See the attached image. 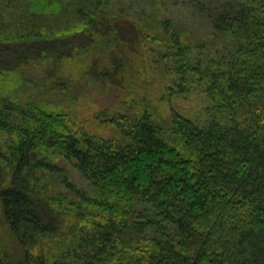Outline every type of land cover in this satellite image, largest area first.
<instances>
[{"label": "trees", "instance_id": "trees-1", "mask_svg": "<svg viewBox=\"0 0 264 264\" xmlns=\"http://www.w3.org/2000/svg\"><path fill=\"white\" fill-rule=\"evenodd\" d=\"M129 2L0 0V27L33 22L0 39V264H264V0H156L160 24ZM156 70L167 112L138 90ZM64 76L101 85L94 127Z\"/></svg>", "mask_w": 264, "mask_h": 264}, {"label": "rangeland", "instance_id": "rangeland-1", "mask_svg": "<svg viewBox=\"0 0 264 264\" xmlns=\"http://www.w3.org/2000/svg\"><path fill=\"white\" fill-rule=\"evenodd\" d=\"M124 2H126L127 0H123ZM133 2H129V3H137L138 9L140 8H146L147 15H149L150 17L152 16L151 14L154 13L156 18L155 22L159 21V24L162 22V4L156 2V0H132ZM38 2V0H34V3ZM33 3V4H34ZM6 5V3H4ZM32 3H18L17 1H13L12 3V7H10L9 9H3L2 11L4 12L3 16H13L10 15L9 16V12H11V10L16 11L14 9H17V12H21L25 13L23 15V17H27L26 13L31 11V6ZM27 6V7H25ZM127 6V5H126ZM25 7V9H24ZM24 9V11L22 12V10ZM121 10L123 11H128L126 9H123V6L121 7ZM36 14L37 17H40V13H38V10H36ZM182 12V11H180ZM21 14H14V17L16 19L21 18ZM161 16L160 18L158 16ZM167 15V14H166ZM30 17H28L25 20H18L14 23H16V26L12 25V23L10 22V20H6L1 24L0 27V39H4L6 38H10V40H16L19 42H23L25 41H30L32 40V36L29 35H25V32H21L20 28H26V25H23V23H30L33 24V22H31L29 20ZM7 19V18H5ZM147 19V18H144ZM23 22V23H22ZM35 23H37V18H35L34 20ZM154 22V21H153ZM13 23V24H14ZM158 25V24H157ZM158 30L159 27L154 28V34L155 36H157V39L159 38L158 36ZM155 45V44H154ZM146 55V54H145ZM75 65V63H74ZM144 69V68H142ZM32 75H34L35 78V82L39 83V73L37 71H31ZM28 74V73H27ZM30 75V74H28ZM65 80L61 81L62 84H65L64 86H66V90L67 91H63L60 97L57 96V103H59V105L62 106H68L67 108V112H72L73 114H75L74 118H73V122L74 121H79L80 123H82V125L84 127H86V124L88 126H95V122L93 120V113L94 111H100L107 103L104 100L106 98V96H99L98 93L102 92L101 89V85H91L90 81H87L88 83L84 82H78V81H74L71 83V79H66V76L63 77ZM138 78H139V88L138 90L141 91V93L143 95L146 96V98L148 99L149 104H152V106H156V110H159L160 112H167L168 111V104L166 102V92L164 89V86L167 87V84L169 83V78L164 76V73L161 70H156L155 72L152 73V75L150 74H146L143 77V72H139L138 73ZM74 79V78H73ZM144 79V80H143ZM143 80V82H142ZM51 80H49L50 82ZM11 83H9L10 85L12 84H16V82H13L10 80ZM49 84V83H48ZM22 87H18L16 88V91L18 92L17 94H21L23 93V90L20 89ZM49 88V87H48ZM47 89V88H45ZM39 90L40 89H36L34 91H32L33 97L36 99V103H40V102H44L47 101L48 105L51 106V104L49 102H51L49 99H51V97L53 96L52 93L46 94L45 98L41 101H39ZM48 91V90H47ZM51 92V91H49ZM168 97V95H167ZM194 96L190 97L193 98ZM200 98V97H199ZM21 100V99H20ZM53 100V99H52ZM101 102V103H100ZM146 103V105H147ZM41 104V103H40ZM72 105V107L69 106ZM200 102L194 101V100H183V99H177V98H173L172 102L170 103V106H172L173 108L180 110L184 113L189 114H196L199 113L201 110V106H200ZM169 106V109H170ZM54 118H56L55 116H53ZM63 119V116H62ZM52 178V177H51ZM9 230H8V225L6 223V220L4 218V213H3V208L2 205L0 203V247L5 244V242L9 243Z\"/></svg>", "mask_w": 264, "mask_h": 264}]
</instances>
